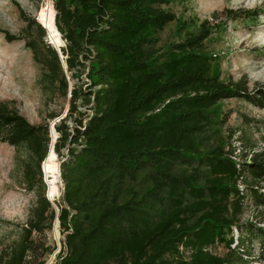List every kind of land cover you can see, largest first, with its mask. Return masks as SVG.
I'll return each instance as SVG.
<instances>
[{
  "label": "trees",
  "instance_id": "obj_1",
  "mask_svg": "<svg viewBox=\"0 0 264 264\" xmlns=\"http://www.w3.org/2000/svg\"><path fill=\"white\" fill-rule=\"evenodd\" d=\"M52 1L56 27L47 4L50 18L39 22L21 12L24 36H5L24 39L45 95L68 97L67 114L54 125L63 188L58 201L46 197L48 123L31 124L13 103L0 101V141L26 150L18 160L21 183L35 195L19 235L0 248V264H43L29 258L33 234L58 221L65 251L57 264H244V249H236L243 243L231 247V228L247 198L264 205L255 188L264 181V159L255 153L233 160L221 142L228 113L220 102L264 107L262 90L222 80L201 31L158 46L156 33L176 20L171 0ZM42 25L60 33L61 55ZM82 74L89 80L84 89ZM259 236L264 243V229ZM220 246L222 255L213 251Z\"/></svg>",
  "mask_w": 264,
  "mask_h": 264
},
{
  "label": "rangeland",
  "instance_id": "obj_2",
  "mask_svg": "<svg viewBox=\"0 0 264 264\" xmlns=\"http://www.w3.org/2000/svg\"><path fill=\"white\" fill-rule=\"evenodd\" d=\"M47 4L52 6L54 16L52 0H0V101L13 103L31 124L47 122L51 141L55 142L59 134L54 125L66 116L68 97L45 95L37 84L39 66L33 62L31 51L24 46V39L9 41L5 36V32L24 36L26 23L21 12L39 22L38 17L50 18ZM167 7L175 12L176 20L156 33L158 46L165 48L182 40L186 31H201L202 36H207L203 40L204 50L215 56L222 80L242 79L247 92L262 90L264 93V0H171ZM213 11H217V17H211ZM204 19L208 20L202 28ZM60 39L64 45L60 33L47 31V40L54 47L60 45ZM80 79L84 89L89 80L85 74ZM220 106L222 113H228L227 120L220 126L221 142L225 149L233 151V160L247 161L255 153L264 159V107L235 98L223 100ZM87 107L80 105V110L85 111L89 109ZM52 114L57 116L50 118ZM67 123L72 126L73 118ZM62 152L67 153L65 148ZM26 155L24 147L16 148L0 141V248L17 238L20 226L35 202L34 193L21 183L18 160ZM54 162L58 166L54 183L58 196L53 202L60 199L63 188L61 159L56 154ZM41 170L47 188L52 173L46 172L43 162ZM236 187L245 189L240 181ZM256 187L264 193V181L256 182ZM249 223L252 226L248 227L254 231L251 234L245 230ZM238 224L231 228L234 241L231 247L243 243L236 249H244L241 251L246 261L244 264H264V243L259 236V228L264 229V205L256 207L252 199L247 198ZM33 239L30 260L36 263L42 259L43 264H57L58 255L65 251L62 247L64 234L59 223L41 234L35 232ZM48 248H52L50 253L45 250ZM213 251L222 255L226 249L220 246Z\"/></svg>",
  "mask_w": 264,
  "mask_h": 264
},
{
  "label": "bare ground",
  "instance_id": "obj_3",
  "mask_svg": "<svg viewBox=\"0 0 264 264\" xmlns=\"http://www.w3.org/2000/svg\"><path fill=\"white\" fill-rule=\"evenodd\" d=\"M53 143L54 142L52 140L46 158L43 160V165L46 172L52 173L51 175L52 179L49 180L47 184V192L51 200H54V198L58 196V191H57L58 189H56L54 186V183H56V179H57L56 174L58 173V166L54 162L55 152L53 150Z\"/></svg>",
  "mask_w": 264,
  "mask_h": 264
},
{
  "label": "water",
  "instance_id": "obj_4",
  "mask_svg": "<svg viewBox=\"0 0 264 264\" xmlns=\"http://www.w3.org/2000/svg\"><path fill=\"white\" fill-rule=\"evenodd\" d=\"M54 25H55V15H54ZM43 27H44V25H42ZM55 27H56V25H55ZM45 28V27H44ZM64 46V45H63ZM55 48L57 49V51L59 52V54H60V47H56L55 46ZM61 55V54H60ZM46 197L48 198V200H50L51 202H52V200L49 198V195H48V192L46 191ZM54 205V204H53ZM55 206V205H54ZM56 207V206H55ZM58 220V219H57ZM58 223H59V221H58Z\"/></svg>",
  "mask_w": 264,
  "mask_h": 264
}]
</instances>
